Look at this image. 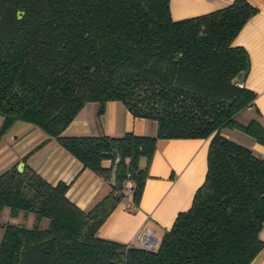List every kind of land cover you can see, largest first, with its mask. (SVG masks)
<instances>
[{
	"label": "trees",
	"instance_id": "16d2710c",
	"mask_svg": "<svg viewBox=\"0 0 264 264\" xmlns=\"http://www.w3.org/2000/svg\"><path fill=\"white\" fill-rule=\"evenodd\" d=\"M169 3L0 0V137L29 122L106 183L118 160L115 184L86 210L68 183L28 164L0 172V217L32 215L29 226L0 219V264H249L264 248V157L222 133L238 129L264 144L256 117L238 119L256 95L243 84L248 53L233 44L257 8L233 0L175 19ZM108 101L155 120L156 133H65L86 103L102 114ZM159 138L209 139L190 207L150 250L100 236L126 189L139 202Z\"/></svg>",
	"mask_w": 264,
	"mask_h": 264
},
{
	"label": "crops",
	"instance_id": "0c3cea01",
	"mask_svg": "<svg viewBox=\"0 0 264 264\" xmlns=\"http://www.w3.org/2000/svg\"><path fill=\"white\" fill-rule=\"evenodd\" d=\"M233 0H170L171 15L175 19L206 13L231 3ZM257 8L233 39L248 53L250 68L243 80L245 87L255 92L254 105L241 115L244 123L256 117L264 125V0H247ZM97 103L88 102L66 127V134L154 135L156 122L136 117L117 101H108L102 114ZM258 114H255V110ZM222 133L239 142L261 157L264 144L256 142L238 129L225 128ZM208 138H159L148 166L139 202L125 197L116 205L98 229L104 238L139 246L136 233L150 226L158 242L169 229L180 211L187 210L193 194L202 184L207 169ZM28 155L26 161L22 158ZM23 162L35 169L49 182L69 184L67 195L81 209L90 208L110 190L106 183L62 148L55 139L47 138L38 127L16 121L0 137V172ZM102 165L109 167V159ZM128 186V185H127ZM264 239V226L260 231ZM249 264H264V248Z\"/></svg>",
	"mask_w": 264,
	"mask_h": 264
},
{
	"label": "built area",
	"instance_id": "2783aa9c",
	"mask_svg": "<svg viewBox=\"0 0 264 264\" xmlns=\"http://www.w3.org/2000/svg\"><path fill=\"white\" fill-rule=\"evenodd\" d=\"M136 239L139 242V245L146 249L150 250L157 246L158 240L152 233V228L150 226H143L137 233Z\"/></svg>",
	"mask_w": 264,
	"mask_h": 264
},
{
	"label": "rangeland",
	"instance_id": "374dc122",
	"mask_svg": "<svg viewBox=\"0 0 264 264\" xmlns=\"http://www.w3.org/2000/svg\"><path fill=\"white\" fill-rule=\"evenodd\" d=\"M238 119H239V121L243 122L244 121V116L241 115V116H239ZM0 123H1V117H0ZM0 219L1 220H4V221H6V220H12L14 222H22V223H25L28 226L32 224V215H29V216H27L25 218H23L22 216H19V217L15 218V219H10L8 217V214H7V210L6 209L2 212ZM46 221L47 220L44 219L41 222V226H45L46 225ZM1 234H2V229L0 228V238H1Z\"/></svg>",
	"mask_w": 264,
	"mask_h": 264
},
{
	"label": "water",
	"instance_id": "95a60500",
	"mask_svg": "<svg viewBox=\"0 0 264 264\" xmlns=\"http://www.w3.org/2000/svg\"><path fill=\"white\" fill-rule=\"evenodd\" d=\"M117 165H118V160L115 161V163H114V165L112 167V174H111V179H110V184L111 185L115 184ZM16 168H17V170L22 171L23 168H24V163L23 162H19L16 165Z\"/></svg>",
	"mask_w": 264,
	"mask_h": 264
}]
</instances>
